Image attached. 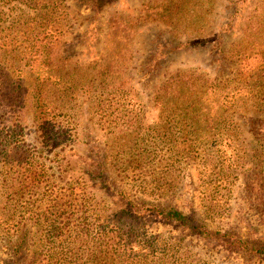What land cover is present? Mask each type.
Masks as SVG:
<instances>
[{"label": "trees", "instance_id": "obj_1", "mask_svg": "<svg viewBox=\"0 0 264 264\" xmlns=\"http://www.w3.org/2000/svg\"><path fill=\"white\" fill-rule=\"evenodd\" d=\"M62 1L0 0V197H5L7 209V216L0 221V225L4 224L0 228V238L9 243V260H13V263L2 262L0 256V264H20L19 260H26V264H209L205 254L195 253L193 260L190 249H180V241L169 242L161 235L148 236L145 239L148 246L135 245L134 232L138 229L122 224L127 217L172 225L187 233L190 240H213L215 245L226 250L263 260L264 236L257 232L248 230L241 236L219 226L212 230L197 216L193 204L187 210L169 202L161 204L157 199L163 195L169 197L175 182L169 173L160 171L166 165L161 163L163 158L157 159L153 152L149 153L152 158L142 168L143 173L123 168L117 174L119 179L115 178V170L107 167L106 162L116 161L119 151L113 144L120 137L113 136L116 132L113 127L118 123L114 118L109 119L106 108L97 109L98 114L102 113L99 118L104 119L100 120L109 129L110 143L106 149L88 148L89 154L82 160L67 155L68 160H59L58 165L66 162L68 169L62 175L58 172L62 177L54 181L48 167L56 165L55 160L47 158L44 152L54 154V148L64 152L68 145V139L60 140L62 135L54 130L61 120L60 108L63 106L57 101L66 104L74 87L80 90L113 88L111 93H101V99L96 102L101 107L114 100L116 94V99L120 98L127 82L126 77L122 78L121 70L114 72L106 66L101 72L92 69L88 72L89 81L81 83V75L88 65L78 64L75 72L70 66L72 58L59 50L62 49L60 35H63L64 21L54 24L52 14L60 10ZM81 1L92 6L90 11L94 13V19L97 13L104 12L103 0ZM12 2H23L27 10L22 9L16 15L7 12L10 17L7 22L3 9L7 6L8 10ZM61 13H65L64 10ZM122 15L120 12L115 17L114 34L104 49H116L114 54L124 58L132 48V26L121 21ZM27 17L31 22L24 25L22 20ZM260 26L259 21L248 28L252 32ZM227 29L225 25L221 26V31ZM122 31L127 33L118 36ZM197 38L191 43L193 46L207 41ZM215 39L220 42L221 35L217 34ZM249 40H243L241 36L226 52L219 50L221 56L216 58V70L200 66L175 68L151 86L148 94L147 102L156 115V124H149L154 134L152 139L163 142L162 155L170 153V149L172 156L177 154L182 175L189 164L201 182L207 181L210 188L204 187L207 192L200 197L199 207L210 221L219 218L222 212L216 203L218 199L211 197V191L217 195L220 186V192L230 193L233 180L242 177L247 200L254 203L252 207L258 211L259 221L264 223V130L259 131L260 127L257 131L246 132L239 119L240 114L252 107L260 109L264 106V42L255 35H250ZM166 57L160 53L152 60L154 65L149 71ZM227 57L232 58L231 72L224 71ZM105 73V79L114 77V87L111 82L95 85L100 74L104 76ZM7 77L12 79V88L6 95L8 99L3 90ZM93 93L90 94L92 99ZM131 119L126 117L127 121ZM177 125V132H173ZM261 125L264 126V121ZM32 126L33 131L39 133L37 138L26 132V128ZM135 133L128 134L131 142ZM219 151L220 154L215 155ZM135 156L133 152L132 158L118 159L124 161L126 158L132 164L137 160ZM208 160L212 162L211 168L207 167ZM134 175L138 176L137 184L143 191L158 193L154 200L143 199L139 204L130 197L125 183H130V188L136 187ZM157 175H160L159 179ZM42 182L45 198L44 192L37 189ZM22 200L25 205L20 211L18 203ZM30 200L38 201L35 208L29 207ZM9 201L12 209L8 206ZM243 217L239 213L238 221ZM31 227L32 230L28 229ZM56 241L59 242L55 245ZM174 246L178 249L171 253Z\"/></svg>", "mask_w": 264, "mask_h": 264}, {"label": "rangeland", "instance_id": "obj_2", "mask_svg": "<svg viewBox=\"0 0 264 264\" xmlns=\"http://www.w3.org/2000/svg\"><path fill=\"white\" fill-rule=\"evenodd\" d=\"M103 1L105 2L104 12L97 13L95 19L94 13L90 11L92 6L81 0H63L60 3V10L58 9L56 14H52L54 24L59 20L64 21L62 25L63 35H60L62 49L59 50L72 58V65L70 66L77 72L78 64L85 63L88 65V68L81 75L83 77L82 84H86L89 81L90 75L88 72L92 69L101 72L106 66H109L110 70L114 72L121 70L122 78L125 79L126 77L128 82L125 83L124 93L120 92V94L123 93L120 98L116 99V94V96H113L114 100L106 102L101 107L96 104L101 99V93H111L113 88L103 86L104 89L93 87V90L87 88L80 90L74 87L73 93L66 98V104L57 101V104H63V106L60 108L61 120L56 124L54 130L57 131V134L62 135L60 140L65 141V139H68V145L65 147L64 152L59 148L52 150L54 154L44 152L47 158L50 157L55 160L53 162L56 165H52V168L48 167V172L54 178V181L62 177L58 175V172L62 175L68 169L66 162L58 165L61 161L68 160L67 155L71 154L73 158L82 160L89 154L88 148L95 147L102 151L106 149L107 144L110 143L108 139L109 129L107 124H103L102 121L104 119L100 117L101 121L99 118V115L102 114L101 111L100 114L97 113V109L106 108L108 109L107 112L110 113L109 119L114 118L118 123L113 127V130L116 131L113 136L118 135L120 137V140L113 144L114 148L119 151L116 154V161L106 162L107 167L115 170L113 172L115 178L119 179L117 174L123 168H130L134 172L140 171L143 173L142 168L146 167L147 165L145 164H148V159L152 158L149 153L153 152L157 159L163 158L161 163L166 165L160 171L169 173L173 176L172 179L175 182L174 189L170 191L171 195L169 197L163 195L157 199L161 204L169 202V204L175 205L182 210H187V207L193 204L197 210V216L207 223L209 229L212 230L219 226L232 232H237L241 236L246 235L248 230L264 236V223L259 221V213L252 207L254 203L247 200L242 177L233 180L230 193L225 190L220 192V186L217 195L211 191V197L215 200L218 199V202H216L217 206L222 209L219 218L210 221L206 214L202 213V209L199 207L200 197H203L205 192H207L205 188L210 187L206 180L204 183L199 180L196 172L189 164L184 170V175H182L180 159L177 158V154L172 156L173 150L170 149L168 150L170 153H165V156L162 155L163 142H156L152 139L154 134L150 130L149 124H156V115L152 110V106L147 102L151 86L154 87L155 83L160 82L164 75L173 69L188 66L215 69L216 58L221 56L222 51L226 52V50L232 48V44H235L241 36H243V40L250 42L249 36L255 35L263 43L264 0ZM10 4L8 10L7 6L3 9L7 22L8 18L10 19L6 14L7 12L16 15L22 9L27 10L23 2L20 4L12 2ZM62 10L65 13H61ZM69 11L70 13H68ZM120 12H123L122 16H124L121 21H125L126 26L129 24L132 26V34H130L132 48L124 58L114 54L117 51L116 49L111 47L104 49L105 45L108 46L110 44L111 34H114L112 24L114 21L116 22L115 17ZM28 19L29 17L26 20H22L24 25L31 22ZM259 21L261 23L259 29L251 32V28H248V26L253 23L257 25ZM222 25H225V28H229L227 29L228 31H221ZM126 33L127 31H122L118 36H124ZM217 34L218 36L221 35L220 42L215 39ZM197 37L206 38L207 41L193 46L191 43L198 39ZM162 52L167 57L161 60L155 69L151 68L152 71L150 72V66L153 67L154 65L152 60L158 58ZM225 63L224 71L231 72L232 67L230 64L232 63V58L227 57ZM99 65L103 66L99 67ZM28 74L31 75V72H28ZM106 74L104 76L100 74V78L96 80L95 85H97V82L101 85H107L111 82L112 87H114V77L105 79ZM11 80L10 77L4 79L3 90L6 99L9 98L6 95L12 88ZM22 85L24 86V83ZM77 87L80 88L79 85ZM92 91L95 92L93 93L95 95L93 99L92 96L90 97ZM108 103L111 105H108ZM111 109L115 110L112 111ZM126 117H132V119L127 121ZM239 119L242 129L246 130V132L248 130L257 131L260 127L259 131L264 130V126L261 125L264 121V106L260 109H253L252 107L244 114H240ZM177 127L179 126L177 125L173 128V132H177ZM33 128V126L27 127L26 132L37 138L39 133L34 132ZM134 131H136L133 136L134 141L131 142L128 134L130 135ZM167 147L168 145H166ZM140 150L142 151L141 153L139 152ZM133 152L137 160L130 164L126 158L129 156L132 158ZM219 154L220 151L215 155ZM138 156L141 157L138 158ZM124 157H126L124 161L118 159ZM156 158L153 159L155 160ZM207 163V167L211 168L212 162L208 160ZM131 172V170H128V174H131ZM156 178L159 179L160 175H157ZM138 179V176L134 175V184L138 183ZM145 179L148 180L147 177ZM262 180L264 181V175ZM125 184L127 191H130V197L139 204L142 203L141 200L143 199L146 201L154 200L153 197L158 194H150L148 190L143 191L138 184L134 188L129 187L130 183ZM37 189L41 193L44 192L43 182ZM45 197L44 192L43 198ZM5 200L4 196L0 197V221L7 216V209L4 207ZM30 201L32 203L29 207L35 208L38 201ZM24 202L22 200L21 203H18L20 211L24 209ZM10 203L11 201H9L8 206L12 209L9 205ZM239 213L244 215L241 221H238ZM122 224L128 225L132 229H138L134 232L135 245L148 246L145 242L148 236L161 235L169 242H173L174 239L180 241V249L182 251L185 248L190 249L193 260L196 257L194 256L195 253H201V255H206L209 264H264V259L261 261L255 258L250 259L245 253L229 251L222 246L215 245L213 240L211 242L198 241L196 238L190 240L187 233L173 228L172 225L155 223V221L149 223L143 219L135 221L129 217ZM1 226L3 227L4 224L0 225V228ZM28 229L32 230L33 227ZM14 239L15 237L12 238V240ZM58 242L56 241L54 244L56 245ZM8 247L9 243L7 240L0 238V256L3 259L1 261L13 263V260H9ZM177 249V246H174L170 252L174 253ZM19 263L26 264V260H19Z\"/></svg>", "mask_w": 264, "mask_h": 264}]
</instances>
